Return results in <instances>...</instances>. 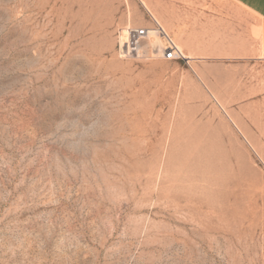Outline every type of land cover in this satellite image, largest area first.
I'll return each instance as SVG.
<instances>
[{
	"label": "rangeland",
	"instance_id": "obj_1",
	"mask_svg": "<svg viewBox=\"0 0 264 264\" xmlns=\"http://www.w3.org/2000/svg\"><path fill=\"white\" fill-rule=\"evenodd\" d=\"M196 1L0 0V264H264V63Z\"/></svg>",
	"mask_w": 264,
	"mask_h": 264
},
{
	"label": "crops",
	"instance_id": "obj_2",
	"mask_svg": "<svg viewBox=\"0 0 264 264\" xmlns=\"http://www.w3.org/2000/svg\"><path fill=\"white\" fill-rule=\"evenodd\" d=\"M195 3L209 4L214 11L209 13L207 21L202 22L201 30L187 29V51L190 50V41L205 42L208 39L218 42L224 39L233 44L208 51L203 47L188 54L190 59L233 57L264 63V0H201Z\"/></svg>",
	"mask_w": 264,
	"mask_h": 264
},
{
	"label": "built area",
	"instance_id": "obj_3",
	"mask_svg": "<svg viewBox=\"0 0 264 264\" xmlns=\"http://www.w3.org/2000/svg\"><path fill=\"white\" fill-rule=\"evenodd\" d=\"M149 30L145 28H133L127 32L119 42V54L121 57H142L144 51L142 43L149 37ZM158 52H162L163 57L169 60H176L185 57L179 46L167 35V45Z\"/></svg>",
	"mask_w": 264,
	"mask_h": 264
},
{
	"label": "bare ground",
	"instance_id": "obj_4",
	"mask_svg": "<svg viewBox=\"0 0 264 264\" xmlns=\"http://www.w3.org/2000/svg\"><path fill=\"white\" fill-rule=\"evenodd\" d=\"M151 32V31H150ZM151 34V33H150Z\"/></svg>",
	"mask_w": 264,
	"mask_h": 264
}]
</instances>
